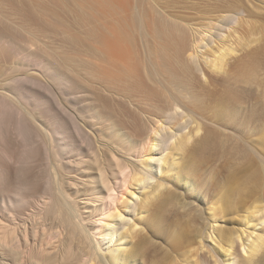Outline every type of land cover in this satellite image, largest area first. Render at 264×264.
I'll return each mask as SVG.
<instances>
[{"label":"bare ground","instance_id":"bare-ground-1","mask_svg":"<svg viewBox=\"0 0 264 264\" xmlns=\"http://www.w3.org/2000/svg\"><path fill=\"white\" fill-rule=\"evenodd\" d=\"M7 1L20 13L12 4L14 0ZM238 5L233 7L238 9ZM233 7L223 5L222 9L229 11ZM22 15L27 21L34 19L33 12ZM229 15L223 14L222 22ZM257 15L260 19L262 13ZM258 51L264 55V42ZM31 75L0 73V264H8L6 254L24 245L25 257H34L33 249L28 247L29 237L45 220L50 232L38 247L41 256L36 264H139L140 260L142 264H264V172L256 168L260 162L264 168V153L255 144L256 139L247 142L243 136L231 134L218 139L220 136L212 130L193 138L198 128L195 134L185 131L171 140L178 133L169 134L160 124L161 116L169 119L165 104L152 101L139 108L138 114L131 112L127 128L124 120H110L107 109L109 113H104L110 115L103 114L105 128H92L94 135H90L64 104L63 92ZM34 86L42 88L43 93L35 91ZM177 96L168 95L166 104L175 105ZM186 127L178 122L176 130L183 132ZM74 134L77 143L71 137ZM256 142L264 145V141ZM103 148L118 155L116 164ZM92 152L97 154L95 159ZM201 155L209 159L222 157L219 170L232 168L228 179L251 167L254 171L245 176L243 184L240 181L236 194L228 184L220 187L212 176L207 199L204 196L206 200L194 209L183 197L194 189L191 175H196ZM38 159L44 165L41 179H37L41 182L39 188L30 177L26 178L31 163ZM25 178L31 182L26 183ZM85 181L87 185H83ZM203 184L207 186V182ZM178 185L184 190L179 191ZM132 186L136 188L126 199ZM62 192L73 198L84 195L94 203L92 211L78 218ZM27 196L37 197L33 202L42 216L38 221L32 220L36 212L20 210L29 204ZM102 232L106 250L101 253L92 243ZM160 236L166 239L162 247L154 240ZM207 239L210 246L205 243ZM61 244L63 248L71 246L70 253L63 254ZM191 244H195L194 249H189ZM191 250H195L197 255L192 254L196 259L190 256Z\"/></svg>","mask_w":264,"mask_h":264},{"label":"rangeland","instance_id":"rangeland-1","mask_svg":"<svg viewBox=\"0 0 264 264\" xmlns=\"http://www.w3.org/2000/svg\"><path fill=\"white\" fill-rule=\"evenodd\" d=\"M14 1L16 3H11L16 4L20 13L12 5L10 7L9 1L0 0V73L14 77L32 73V77H38L53 90L63 92L64 104L91 132L90 135H94L92 128H105L103 114H108V110L110 120H124L123 126H126L131 112L138 114L139 108H145L146 103L152 101L165 104L169 119L161 116L160 124L166 127L169 134L178 133L171 140L185 131L195 134L199 128L198 135L193 138L205 130H212L220 136L218 139L231 134L243 136L247 142H253V139L264 141V55L258 51L259 44L264 42V0ZM236 4H239L238 9L233 7ZM223 5L234 9L223 10ZM31 10L34 19L27 21L22 13H32ZM259 12L262 13L261 20L257 18ZM225 13L230 14L226 23L222 22ZM46 24L50 28H46ZM174 77H178L177 81ZM33 88L43 93L42 88ZM149 92H152L151 98ZM171 94L178 95V104H166V98ZM95 114L101 116L98 118ZM178 122L187 124L183 132H177ZM75 136L71 137L77 143ZM256 141L255 144L264 153V145ZM104 150L105 155L116 164L118 155L109 149ZM93 153L89 154L95 159L97 154ZM223 160L222 157L209 159L199 156L197 173L191 175L195 192L189 190L183 197L194 209L207 199L212 176L216 177L215 183L218 181L220 187L228 184L232 193L236 194L245 176L254 171L251 167L228 179L227 173L232 168L222 167L220 171ZM40 161L31 163L28 167L31 170L27 168L30 174L27 171L26 176L37 183V187L41 183L37 179H41L40 173L44 169ZM241 163L244 167L247 165L246 160ZM258 165L256 168L264 172L261 162ZM96 173L100 176L99 171ZM205 182L207 186L204 187ZM83 185H87V181ZM132 187L125 195L126 199L136 188ZM177 188L184 190L180 185ZM62 193L64 201L70 202H67L70 208L74 206L72 211L78 218L92 211L94 203L84 195L76 197L73 193L76 197L73 198L69 193ZM34 198L37 199L36 196H27L29 204L24 205L25 209L21 206L20 210L38 211ZM35 215L33 221L42 218L38 212ZM45 221H42L43 225L39 223L37 233L33 232L29 237L31 244L28 247L33 249L34 257H25L24 245L6 254L8 264H36L41 256L38 247L50 232L49 222ZM103 236L102 232L100 240H93L92 243L101 253L106 250ZM163 238H154L160 247L166 244ZM205 243L207 246L211 244L209 239ZM66 245L63 248L61 244L63 254L72 250ZM194 248L195 244H191L189 249ZM241 254L246 256L242 251ZM194 255L197 254L194 252ZM141 261L139 264H142Z\"/></svg>","mask_w":264,"mask_h":264}]
</instances>
